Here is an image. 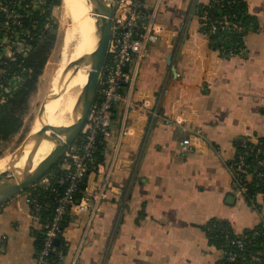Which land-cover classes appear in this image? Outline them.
I'll return each mask as SVG.
<instances>
[{
  "label": "crops",
  "instance_id": "1",
  "mask_svg": "<svg viewBox=\"0 0 264 264\" xmlns=\"http://www.w3.org/2000/svg\"><path fill=\"white\" fill-rule=\"evenodd\" d=\"M236 1L244 49L224 58L201 30L198 7L209 0H145L159 34L124 93L146 107L126 109L128 133L115 156L121 123L112 127L98 172L67 213L62 264H216L222 250L202 228L210 219L235 233L259 223L263 197H255L260 209L251 206L231 168L236 144L264 136V0ZM196 130L202 138L181 150ZM105 174L95 211L92 190ZM29 208L23 193L0 206V264H35Z\"/></svg>",
  "mask_w": 264,
  "mask_h": 264
},
{
  "label": "built area",
  "instance_id": "2",
  "mask_svg": "<svg viewBox=\"0 0 264 264\" xmlns=\"http://www.w3.org/2000/svg\"><path fill=\"white\" fill-rule=\"evenodd\" d=\"M36 1L31 4L24 5V8L32 7ZM15 3L11 6L2 5L1 10L4 14L2 22V29H7L10 21L14 24H19V19L23 16L24 12L20 13L14 8ZM23 8V9H24ZM219 26L221 30L237 29L238 26L234 22H230L227 17H224ZM217 24L210 23V28L207 35L213 34L217 31ZM4 30V31H5ZM7 32V31H6ZM6 32L3 37L5 38ZM28 33V30L17 31L13 38L10 51L5 54L12 57L14 52H23L26 48L23 46L19 35ZM159 34V28L154 22V13H148L145 8V0H118L116 8L112 15L111 35L108 42L107 56L100 72L97 94L94 103L88 113L85 124L80 133V142L70 146L60 159L59 169L63 171L62 175L57 177V183L64 185L62 193L56 199V206L54 214L49 223L45 224V234L43 241V248L35 257V264L45 263V256L51 249L52 241L60 234V222L63 216L72 210L77 202L74 201V194L78 191L79 185L85 178L92 172H98V164L95 162V152L101 143H105L111 137L112 125V110L116 105H124L125 113L121 119V125L118 134V143H116L112 154L115 156L118 145L128 133L126 126L127 112L126 109L140 110L146 106L144 102H128L123 88L132 85L135 78V68L137 64L147 55L149 46L154 43ZM2 37V38H3ZM1 38V39H2ZM0 39V44L1 43ZM6 40L8 37L6 36ZM221 55L231 57L236 55L234 50H221ZM155 115V111L152 112ZM191 137L202 138L200 130L195 132H187L181 140V150H191L193 144ZM251 142V141H250ZM256 144L255 142H251ZM253 146H247L242 151L238 152L232 161L231 176L232 185L244 198L247 197L248 203L251 206L258 207L255 203L256 195L263 197L264 208V158H257L258 149ZM253 155L254 164L251 165L246 157ZM96 168V169H95ZM52 172L45 174L33 185L30 186L27 192V202L29 204V218L32 228L41 227L39 210L41 207L38 197L41 190L49 189L50 179ZM255 180V181H254ZM254 181L256 187H261L255 194L248 198L249 187L248 184ZM85 185V184H84ZM108 187L107 174L103 177L102 181L96 185L92 190V195L95 200L93 208L97 210L98 202L105 196V191ZM262 224L264 231V214L258 224ZM239 247H242L240 240H235ZM261 251H256L251 255L250 260L254 264L260 263ZM227 260L233 261L235 253L227 252ZM64 257L60 256L63 260Z\"/></svg>",
  "mask_w": 264,
  "mask_h": 264
},
{
  "label": "trees",
  "instance_id": "3",
  "mask_svg": "<svg viewBox=\"0 0 264 264\" xmlns=\"http://www.w3.org/2000/svg\"><path fill=\"white\" fill-rule=\"evenodd\" d=\"M33 1H36L37 4L35 3L36 5L32 7H23ZM14 2L20 3L19 5H14V8L20 13L24 12V14L20 17L18 25L10 21L9 27L6 30L2 29L4 14L1 6H11ZM60 4L61 0H0V39L3 37L4 32L7 31L6 36L9 42H12L17 31H22L23 33L28 30L27 34L19 35L23 46L26 48L25 51L14 52L12 57H8L5 54L0 56V157L3 145L23 127L24 117L29 110L30 98L36 92L39 77L55 42L54 30L56 27L51 22L52 8ZM198 10L202 24L201 30L204 33L208 32L211 22H215L218 26L215 33L208 35L213 48L218 51L234 50L236 54H240L243 51L242 36L246 24L244 23L242 7L236 0H209L208 4L199 5ZM224 17H227L230 22L236 23L238 28L221 30L219 26L222 24L221 21ZM225 55H222V57L227 58L228 56ZM121 114V107L118 105L114 106L111 129L119 126ZM80 137L79 135L73 144H78ZM107 143L106 141L99 144L95 152L94 163L96 165L103 162L104 151L108 148ZM253 145L250 141L236 144L237 153L247 146ZM254 147L258 149L256 157L264 158V136L257 138V143ZM246 159L251 165L254 164L253 155L246 157ZM60 162L59 160L47 172H52L53 174L50 179V187L49 189L41 190L38 197V201L41 204L39 210L41 227L31 229L34 237L35 257L43 248L45 224L51 221L56 206V199L64 189V185L57 183V177L63 173L58 168ZM254 181L248 184V198L261 189V187L254 185ZM84 184L85 180L79 185L78 191L74 194V201L78 202L80 200ZM245 199L248 201L247 197ZM3 204H0V206ZM67 213L61 219V232L52 241L51 249L45 256V263L43 264H62L60 256L64 257L67 249V243L62 236L63 228L67 224ZM202 228L206 233L209 244L222 250L223 255L216 264H254L250 257L256 251H261L260 263L264 264V231L261 223L251 229L235 233L227 221L212 218ZM235 240H240L242 247L233 243ZM227 252L235 253L233 261L227 260Z\"/></svg>",
  "mask_w": 264,
  "mask_h": 264
},
{
  "label": "water",
  "instance_id": "4",
  "mask_svg": "<svg viewBox=\"0 0 264 264\" xmlns=\"http://www.w3.org/2000/svg\"><path fill=\"white\" fill-rule=\"evenodd\" d=\"M117 1L90 0L89 16L93 21L94 46L90 53L85 54L69 65V68L73 67L75 69H78L82 64L89 67L86 81L76 103L77 117L69 127L63 129L55 128L49 124H42L32 139L25 140L12 153L7 168L0 171V204L9 201L44 176L61 159L65 151L73 145L77 137H79L96 98L100 72L107 56L112 15ZM195 8L196 2L193 5L192 13ZM169 60L170 58L168 62ZM47 130H49V133L45 135ZM43 140H46L50 145V151L40 159L34 168H24L18 171L16 163L21 159L23 149L30 144L31 146L35 145L37 150Z\"/></svg>",
  "mask_w": 264,
  "mask_h": 264
},
{
  "label": "bare ground",
  "instance_id": "5",
  "mask_svg": "<svg viewBox=\"0 0 264 264\" xmlns=\"http://www.w3.org/2000/svg\"><path fill=\"white\" fill-rule=\"evenodd\" d=\"M62 5L70 22L63 31L60 54L62 61L52 75L51 88L38 111L34 130L42 124L63 129L73 123L78 114L76 103L89 71L85 64L78 69L69 68V65L90 53L94 46L93 21L89 16L90 0H62ZM38 129L35 132L33 130L27 140L32 139ZM48 133L49 130L45 135ZM50 149L46 140L41 142L37 150L35 145L28 144L22 151L21 159L16 163V169L21 171L24 168H34ZM10 159L11 157L0 158V171L7 168Z\"/></svg>",
  "mask_w": 264,
  "mask_h": 264
},
{
  "label": "rangeland",
  "instance_id": "6",
  "mask_svg": "<svg viewBox=\"0 0 264 264\" xmlns=\"http://www.w3.org/2000/svg\"><path fill=\"white\" fill-rule=\"evenodd\" d=\"M51 15V22L56 27L54 30L56 36L54 45L52 46V50L48 55L46 64L44 65L42 73L39 77L36 92L30 98L29 110L26 116L24 117L23 127L16 135H14L8 142L3 145L2 154L0 158L11 157L12 153L16 149H18V147L32 134V131L36 127L35 120L38 115V111L40 110L41 104L51 88L52 75L54 74L58 64L62 61L60 54L63 42V31L70 23L69 20H67L68 18L64 14L62 0L59 6L52 8ZM8 41L9 40H6V36L5 38L3 37L1 39L2 44H0V56L3 54L8 55L10 51L9 48L11 46L10 43H12L10 42L9 44H7ZM38 128L39 125L33 132H35ZM28 190L29 189L27 188L25 190H22L20 193L27 194Z\"/></svg>",
  "mask_w": 264,
  "mask_h": 264
}]
</instances>
